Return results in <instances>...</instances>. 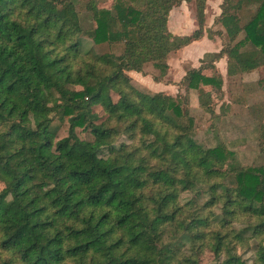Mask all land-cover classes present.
<instances>
[{"label":"trees","instance_id":"obj_1","mask_svg":"<svg viewBox=\"0 0 264 264\" xmlns=\"http://www.w3.org/2000/svg\"><path fill=\"white\" fill-rule=\"evenodd\" d=\"M76 1L0 0V264H264V165L197 143L189 104L194 91L209 118L244 107L264 153V102L242 89L264 86V0H222L207 27L206 0ZM182 2L196 28L178 35L167 22ZM204 35L221 47L165 80L176 94L129 74L164 81Z\"/></svg>","mask_w":264,"mask_h":264},{"label":"rangeland","instance_id":"obj_2","mask_svg":"<svg viewBox=\"0 0 264 264\" xmlns=\"http://www.w3.org/2000/svg\"><path fill=\"white\" fill-rule=\"evenodd\" d=\"M79 1V0H77ZM75 2L78 6L79 3ZM102 2L103 6H108L111 0H99ZM207 2V0H206ZM217 0H209L207 6V16L208 18L214 17V12L218 10ZM80 18H86V13L84 11L79 12ZM206 17V18H207ZM207 20V19H206ZM211 22V21H210ZM206 27L210 26L211 23H205ZM168 29L173 31V27H177L178 30L175 33L178 35L188 34L193 29L196 28L195 21H194V10L192 3L182 2L179 6L173 7L168 16ZM220 25L216 24L213 26V29L219 28ZM180 31V32H178ZM219 37V36H216ZM222 37L218 38V44L221 46ZM207 40V39H206ZM198 42H192L188 44L184 49L185 55L187 60H191L190 62L182 65L183 61L185 60L183 55L180 54L179 56L177 53H173L171 55L172 60L171 63L174 68V75H179L183 70H186L191 67L192 64L198 63V58L193 59L195 53L199 50V46L206 45L208 49L213 47L212 41L208 39V41H201L197 40ZM87 42L88 47H92L95 51H107L108 48L104 47H97L93 45V43L89 39H85ZM207 42V44L205 43ZM194 43V44H193ZM111 48H109L110 50ZM115 53H120L121 47L120 45L114 46L112 48ZM249 47H245L242 49V56L245 58L249 53ZM180 50V49H179ZM145 68L150 70V72H158L152 68L151 64L148 63L145 65ZM245 79L243 77L244 82H251L252 79L258 78L257 71L254 72H246L244 73ZM133 80L137 85L146 86V89L149 88L146 85L145 81L142 77H133ZM245 84V83H243ZM223 88L224 94L221 95L218 91L212 90L211 94L213 100L216 104V112L218 111L219 104L223 100L227 102L229 99V95L232 89L229 86V83L226 79L223 81ZM150 89V88H149ZM245 92V98L247 103H256V102H264V86L259 87H252L243 85L242 88ZM114 100L117 99L115 94H112ZM190 113L193 115L196 123L195 131L193 133L194 140L202 145L205 146H214L217 142L221 141L226 144L228 148H230L234 152V160L239 165H264V153H259V148L257 144V138L259 134L258 122L246 111L244 107H239L237 105H232L230 109H228L224 114L209 118V115L204 113L203 111L198 109L197 97L194 91L190 92ZM59 136H62L65 133V128H60ZM119 140H124L123 137H120ZM206 196H199L196 198L197 201L202 202ZM251 253H245L244 257L248 258ZM204 263H207V259L209 255H205Z\"/></svg>","mask_w":264,"mask_h":264},{"label":"crops","instance_id":"obj_3","mask_svg":"<svg viewBox=\"0 0 264 264\" xmlns=\"http://www.w3.org/2000/svg\"><path fill=\"white\" fill-rule=\"evenodd\" d=\"M208 1L206 2V7H205V14L207 13V6H208ZM222 0H217V6H219V4L221 3ZM220 13V8L218 7V10L217 12H214V17L217 16L218 14ZM207 15V14H206ZM207 17V16H206ZM214 17H212L211 19L210 18H206V22L207 23H212L213 22V19ZM211 21V22H210ZM178 30L177 27H173V31H171L173 34H178V33H175L176 31ZM180 32V31H178ZM217 36V35H216ZM212 37V38H208L207 36H203L201 39L202 42L203 41H208V39L210 41H212L213 43V47L208 49L206 45H203L202 47L199 46V50L195 53V56L193 57V59L195 58H198V63L197 64H192L191 67H197L199 65V60L202 58L203 54L206 53V52H215V51H218L219 48L221 47L219 44H218V38L219 37ZM207 39V40H206ZM193 42H198L197 40L196 41H193ZM207 44V42H205ZM194 44V43H193ZM208 45V44H207ZM187 46V45H186ZM185 46V47H186ZM185 47L181 48L180 50L178 49L175 53H177V55L179 56L180 54L183 55L184 57V61L182 63V65L188 62H190L191 60H187L186 58V55H185V50L186 49ZM186 57V58H185ZM171 60H172V57L170 56L167 60V64H168V70H167V73H166V76L164 77V81H154L152 79V77L150 75H143L139 72H133V71H130L129 74L131 75V77L133 78L134 76L136 77H142V79L145 81L146 85H148V87L150 88H147L151 91H154V92H158V91H163L167 94H171V95H174L177 93L178 91V87L173 84V83H166L165 80H173V81H176L177 79H179L181 76H183L185 74V70H183L179 75H174V68H173V65L171 63ZM216 67L217 69L219 70V72L224 76L225 75V71H226V59L225 58H221L219 61L216 62ZM190 68V67H189ZM254 72V71H253ZM244 79H245V75H244ZM253 81L256 80L255 78L252 79ZM144 87V86H142ZM146 88V86H145Z\"/></svg>","mask_w":264,"mask_h":264}]
</instances>
